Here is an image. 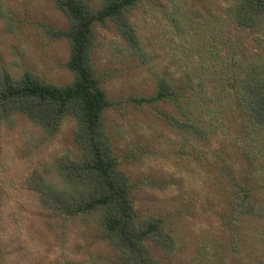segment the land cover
<instances>
[{
	"label": "rangeland",
	"instance_id": "rangeland-1",
	"mask_svg": "<svg viewBox=\"0 0 264 264\" xmlns=\"http://www.w3.org/2000/svg\"><path fill=\"white\" fill-rule=\"evenodd\" d=\"M90 1L99 7L100 0ZM227 5V0L142 1L130 17L143 55L128 50L112 23L95 28L93 63L116 102L105 114L108 132L139 216L165 219L176 239L172 256L155 251L169 264H264V219L238 223V192L232 187L247 183L254 202L264 204V155L253 151L244 133L245 116L227 79L232 56L240 60L244 49L264 51V31L235 30ZM68 25L57 0H0V69L71 84L69 43L47 33ZM148 55L179 87L191 84L202 139H185L158 116L179 113L155 98L158 84ZM76 128L70 117L58 136L47 139L25 121L0 126V264H118L94 220L62 228L42 212L26 185L36 170L81 159Z\"/></svg>",
	"mask_w": 264,
	"mask_h": 264
},
{
	"label": "trees",
	"instance_id": "trees-1",
	"mask_svg": "<svg viewBox=\"0 0 264 264\" xmlns=\"http://www.w3.org/2000/svg\"><path fill=\"white\" fill-rule=\"evenodd\" d=\"M145 0H57L67 17V29H47L54 39L68 41L71 54L68 68L75 79L58 86L25 71L15 76L0 69V126L27 122L45 138L58 136L64 122L77 123L75 142L81 159L67 158L56 169L36 170L26 182L43 213L56 219L61 227L95 221L101 239L116 253L118 264H169L155 254L158 250L172 256L177 249L166 221L155 215L141 218L130 195L131 181L121 169L105 122V114L116 102L103 87V76L93 63L95 28L112 23L125 40L128 50L143 55L131 11ZM152 1V0H151ZM226 18L232 27L247 35L264 31V0H227ZM241 59H230V76L235 98L245 116L253 151L264 155V51L244 49ZM148 69L157 78L156 99L169 103L178 113L158 112L166 123L185 139L204 136L191 84L181 88L176 78L160 73L148 55ZM235 220L264 219V204L254 202L247 183H234ZM240 190V191H239ZM64 225V226H63ZM7 237V235H6ZM1 241V240H0ZM264 263V260H263Z\"/></svg>",
	"mask_w": 264,
	"mask_h": 264
}]
</instances>
